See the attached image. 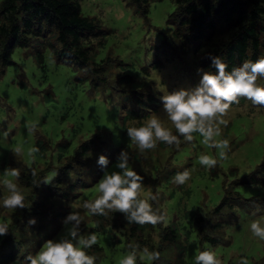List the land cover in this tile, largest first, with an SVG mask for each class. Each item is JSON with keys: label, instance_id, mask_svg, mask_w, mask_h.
Returning a JSON list of instances; mask_svg holds the SVG:
<instances>
[{"label": "rangeland", "instance_id": "1", "mask_svg": "<svg viewBox=\"0 0 264 264\" xmlns=\"http://www.w3.org/2000/svg\"><path fill=\"white\" fill-rule=\"evenodd\" d=\"M147 6L145 15H140L134 12L130 0H79L80 13L96 20L99 27L91 32L92 61L88 60L84 67L57 56L60 45L48 27L41 36L29 37L27 46L13 48L10 62L0 67V181L5 178V169H20L19 184L25 203L40 204V210L55 205L46 213L52 216L63 213L59 226L53 217H48L50 226L43 228L41 234L27 230L26 238L18 243L21 252L5 264H21L29 247H34L31 254H35L46 240H58L65 235L68 226L62 221L72 211L70 205H79L98 195V181L104 172L119 171L115 164L122 149L132 151L134 156L130 157L138 162L136 171L148 175L141 198L151 188L162 193L158 206L167 214L168 222L175 220L185 243L183 264H194L195 255L205 249L214 251L222 264H239L241 257L247 264H264V240L250 230L253 220L264 224V107L242 98L230 108L225 117L228 125L222 126V136L217 137L227 138L231 144L228 158L223 160L218 158L219 149L202 143L199 133L193 134V143L182 142L179 148L161 143L143 154L126 134L128 127L140 126L151 115L160 116L172 128L160 97L181 87H194L200 79L197 68L215 72L210 66V57L215 55L210 51L222 46L235 30L231 23L217 21L212 31H204L200 37L186 35V29L177 23L180 12L174 9L172 0H154ZM174 29L184 37L174 36ZM259 43L260 58L264 54V31ZM39 49L38 60L35 52ZM257 82L264 85V78ZM148 96L155 98V109L147 108L141 121H125L123 128L119 113L126 115L127 107H134V98ZM34 122L38 126L30 133L27 126ZM87 142V150L76 156L79 145ZM18 146L23 151L14 155L12 150ZM33 146H38L40 151L30 157L28 150ZM100 154L109 159L106 169L96 162ZM202 154L217 157V166L210 171L202 167L198 159ZM67 163L69 167L63 169ZM130 166L135 169L131 159ZM30 168L36 170V180H41L38 186L24 184L22 175ZM185 169L191 172V179L182 186L174 184L175 174ZM63 171L67 174L63 175ZM250 174L253 182H244ZM53 176L63 183L57 186L54 181L43 182ZM67 184L72 187L68 188L69 195L64 196ZM49 186L53 196L48 195ZM42 187L45 195L40 194ZM227 190L256 202L246 211L234 208L213 214L211 210ZM5 195L7 190L0 184V222H7L10 229L23 228L14 226V218L23 215L25 209L13 212L3 208ZM229 200L235 203V198ZM185 210H193V215L211 221L229 218V224L216 231L221 240L214 244L200 240L194 218L184 217ZM80 214L84 221L81 235L95 233L98 237V243L87 250L96 256V264H120L129 251L127 245L134 241L124 233V216L119 212L109 213L108 218L118 226L104 219L100 221L103 229L88 231L95 220L87 210L81 209ZM37 224L38 220L34 225ZM162 226L151 225L149 242L152 236L155 242L158 240ZM3 242L0 236V245ZM161 246L160 254L166 255L163 252L168 248L165 244ZM169 250L175 254L172 248ZM170 252L166 256L172 257ZM137 264H149V261L138 258Z\"/></svg>", "mask_w": 264, "mask_h": 264}, {"label": "clouds", "instance_id": "2", "mask_svg": "<svg viewBox=\"0 0 264 264\" xmlns=\"http://www.w3.org/2000/svg\"><path fill=\"white\" fill-rule=\"evenodd\" d=\"M211 67L215 72L197 68L200 76L199 82L191 88L181 87L169 91L160 97L162 110L166 118L171 122L172 128L165 125L158 115H151L140 126H130L126 129L128 138L136 145L139 153L153 150L159 144L179 148L182 142L193 143L194 133H199L203 138L202 143L209 148L219 149L218 158H228L231 148L227 138L217 139L222 136V126L228 125L225 117L233 105H238L240 100L246 99L253 105L264 107V85L257 81L264 78V58L250 61L245 60L239 66L228 70L227 62L221 56H211ZM38 123L27 126L31 133ZM174 129V131H173ZM14 155H20L21 147L12 150ZM38 146L28 150V155L34 157L39 153ZM130 155L121 150L117 156L115 167L119 171L104 172L98 181V195L92 200H83L79 205L72 206L62 223L67 225L66 234L58 240L48 239L35 254H28L21 264H96V256L87 251L98 243L95 233L87 237L81 235L83 218L80 210H87L92 216L107 217L109 213H121L129 224H137L143 227L150 224L153 227L168 224L167 214L159 207L160 196L158 193L148 191L143 198L144 177L130 166ZM199 164L206 170L217 166L218 159L215 156L202 154L199 156ZM97 164L106 169L109 159L100 154ZM33 177V185L38 186L41 180H36L37 172L30 170ZM5 178L0 184L7 190L3 197L2 207L11 209L30 208L31 203H25V195L19 184L21 171L18 168L5 169ZM54 177V176H53ZM43 179L48 183L53 178ZM191 179V172L187 169L177 172L173 177V183L182 186ZM36 219L30 217L29 225H34ZM99 227V222L91 225ZM252 234L264 240V224L259 220H253L250 224ZM9 224L0 222V236L7 235ZM129 251L120 261V264H137L140 261H156L160 259L159 251H150L147 247L141 249L138 242L127 245ZM194 264H222L216 253L212 250H202L194 257ZM239 264H247V260L241 257Z\"/></svg>", "mask_w": 264, "mask_h": 264}, {"label": "trees", "instance_id": "3", "mask_svg": "<svg viewBox=\"0 0 264 264\" xmlns=\"http://www.w3.org/2000/svg\"><path fill=\"white\" fill-rule=\"evenodd\" d=\"M150 1L154 0H130L134 6V12L140 15H145L147 12V5ZM172 1L175 6L174 9L178 8L180 12L177 23L179 26L186 29V35L191 33L194 37H200L204 31H212L217 21H220V23L229 22L234 25L235 30L231 37L224 42L222 46L210 51V54L213 53L215 56H221L227 62L228 70L236 67L238 62H243L245 60L254 62L259 58L260 34L264 31V0ZM45 27H48V29L54 32V39L60 45V50L57 53L58 57L73 60L82 67L86 65L88 60L91 59L92 61L90 55L92 48L89 43V38L92 35L91 32L95 29H99V27L97 26L96 20L80 13L79 0H0V67L10 62L9 56L13 48L27 46L29 37L35 38L41 36ZM173 35L184 37L179 33V30L176 29H174ZM100 44H102V41ZM35 53L36 58L39 60L41 57L40 49ZM260 58H264V54ZM101 83H104V81H101ZM92 84L95 85L94 83ZM133 104L134 107H127L128 110L126 115L120 116L119 113V120L123 128L125 121H141L146 117L147 108L155 109L156 106L155 98L152 96L143 99L136 97L133 99ZM37 140L40 139L37 138ZM87 144L88 142L79 145L75 155L77 156L84 153L89 147V144ZM127 152L131 153L130 156H134L132 151L128 150ZM132 157L131 161L134 162L136 170L138 162L135 160V157ZM68 167L69 163H67L63 169H67ZM31 169L34 168H30L27 174L22 175L24 184L29 185V187L34 186L33 177L30 174ZM66 174L67 172L63 171V175ZM139 174L144 177L143 183H145V179L148 178V175L145 173ZM251 176L245 177L244 182L252 183L254 177L253 175ZM52 181L56 182L57 186L63 183L58 176L54 177L51 182ZM81 185L87 184L82 183ZM69 187H72V185L67 184V191H64L62 195H69ZM48 188V195L53 196L54 193L51 190V186ZM150 190L153 193L159 194L160 199L158 203H154V207H159L158 205L162 198V193L154 188ZM40 194L45 195L44 188ZM70 197L73 198L74 195L70 194ZM230 197L235 198V203L229 200ZM240 200L241 202H239ZM255 200L256 199L253 198H242L236 192L227 190L226 194L211 211L213 214H218L220 211L223 213L225 209L233 210L234 208L246 211L252 207ZM54 206L55 205H50L51 209L55 208ZM51 209L40 210V204H31L30 208H25L23 215L14 218V226H21L23 228L10 229L9 226L8 234L3 236V245H0V264H5L13 258H16L21 252L18 243L26 238L27 235L25 232H27V230L32 231L34 229L35 231L33 232L41 234L43 228L46 229L50 226L51 219L48 217H53L56 225H60L63 213H54L53 216L46 213L47 211H52ZM34 213L36 215L39 213L37 217H35V219L38 220V224L29 225L28 220ZM193 214V210L184 211V217L194 218V222L199 230L200 240H207L213 244L218 243L221 239L217 236L216 231L223 228L225 224H229V218L211 221L209 218L204 219V217L199 214L196 216ZM54 216H56L58 220ZM92 217L95 222H99V227L97 228L103 229V225H101L100 221L104 219V221L109 222L111 225L118 226V224L112 219H109L108 216ZM26 218L28 219L27 224L24 222ZM41 222H43L44 225H42ZM124 224V233L130 239L134 240L132 242H138L141 247L144 246L150 251L155 250L159 251V253L162 249L161 244H165L168 250L163 253L168 255V252H170L169 248H172L175 253L173 254L170 252L173 255L172 257L160 254L159 260L149 261V264H183L185 243L181 239L182 237L175 220H171L166 227L162 226L159 229L158 240L156 242L154 236L151 237V241L149 242V235L151 233L150 224L141 227L137 224H129L126 220H124ZM29 226H31L32 229L29 228ZM80 227L82 231V226ZM97 228L92 227L88 231ZM147 228L149 230L146 231ZM145 231L146 235L144 234ZM137 237H141L140 240L137 239ZM28 249L24 257L30 254L34 247H29Z\"/></svg>", "mask_w": 264, "mask_h": 264}]
</instances>
